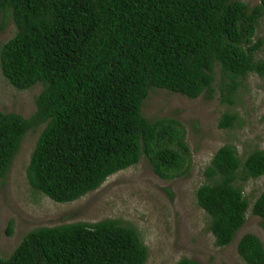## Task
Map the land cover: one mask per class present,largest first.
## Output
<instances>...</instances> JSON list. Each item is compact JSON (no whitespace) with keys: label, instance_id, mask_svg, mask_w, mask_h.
<instances>
[{"label":"trees","instance_id":"16d2710c","mask_svg":"<svg viewBox=\"0 0 264 264\" xmlns=\"http://www.w3.org/2000/svg\"><path fill=\"white\" fill-rule=\"evenodd\" d=\"M264 0H0V74L14 89L40 91L27 119L0 111V180L27 131L41 127L25 168L29 187L54 203L73 202L144 156L159 179L181 176L188 160L174 119L142 117L143 100L159 89L188 99L217 92L230 103L250 73L264 74L252 41ZM6 13V15H5ZM236 116L222 114L218 128ZM188 163V162H187ZM194 198L208 217L216 247L230 244L248 203L237 185L264 175V150L242 161L223 146L204 168ZM264 230V190L250 207ZM236 253L264 264L258 238L243 234ZM146 249L115 220L70 223L27 232L0 264H143ZM174 264H196L181 259Z\"/></svg>","mask_w":264,"mask_h":264},{"label":"rangeland","instance_id":"374dc122","mask_svg":"<svg viewBox=\"0 0 264 264\" xmlns=\"http://www.w3.org/2000/svg\"><path fill=\"white\" fill-rule=\"evenodd\" d=\"M243 3L251 8L259 0ZM6 17L0 28V45L15 31ZM257 40L261 45L255 57L264 59V10L252 38L253 42ZM217 81L216 69L210 98L201 95L188 99L155 89L142 102L140 112L145 119L170 118L183 128L188 163L184 162L181 176L169 180L154 175L146 158L140 156L135 165L107 177L79 199L54 203L26 182L25 168L41 127L27 131L0 180V258L6 259L33 229L77 222L92 224L105 219L135 230L146 249L143 264H174L181 259L196 264H244L235 249L243 234L257 237L264 250L262 222L250 214L252 203L264 190V175L237 183L248 209L242 227L227 246L214 245L207 228L209 219L195 202V190L206 183L202 172L216 150L231 146L240 161L254 150H264V74H248L230 103L219 97ZM39 91V85L16 90L0 74V111L29 118ZM225 113L234 114L236 120L232 128L220 129L217 123Z\"/></svg>","mask_w":264,"mask_h":264}]
</instances>
